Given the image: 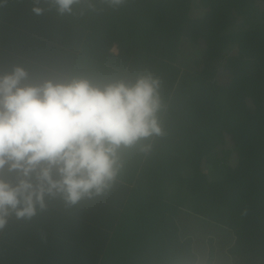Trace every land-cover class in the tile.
<instances>
[{"label":"trees","instance_id":"obj_1","mask_svg":"<svg viewBox=\"0 0 264 264\" xmlns=\"http://www.w3.org/2000/svg\"><path fill=\"white\" fill-rule=\"evenodd\" d=\"M0 264H264V0H0Z\"/></svg>","mask_w":264,"mask_h":264}]
</instances>
